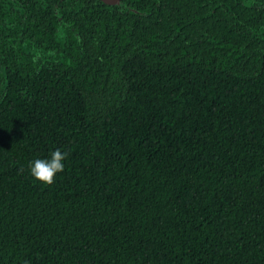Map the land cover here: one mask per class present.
Segmentation results:
<instances>
[{"label": "trees", "instance_id": "obj_1", "mask_svg": "<svg viewBox=\"0 0 264 264\" xmlns=\"http://www.w3.org/2000/svg\"><path fill=\"white\" fill-rule=\"evenodd\" d=\"M0 264H264V0H0Z\"/></svg>", "mask_w": 264, "mask_h": 264}, {"label": "clouds", "instance_id": "obj_2", "mask_svg": "<svg viewBox=\"0 0 264 264\" xmlns=\"http://www.w3.org/2000/svg\"><path fill=\"white\" fill-rule=\"evenodd\" d=\"M66 156L67 153L57 149L50 153V159H35L29 165L30 174L41 183L52 184L56 174L64 171L63 161Z\"/></svg>", "mask_w": 264, "mask_h": 264}, {"label": "water", "instance_id": "obj_3", "mask_svg": "<svg viewBox=\"0 0 264 264\" xmlns=\"http://www.w3.org/2000/svg\"><path fill=\"white\" fill-rule=\"evenodd\" d=\"M100 1L108 5H114L117 4L120 0H100Z\"/></svg>", "mask_w": 264, "mask_h": 264}]
</instances>
